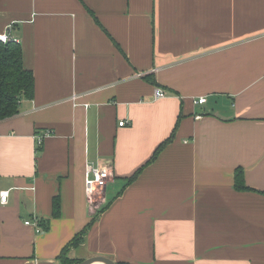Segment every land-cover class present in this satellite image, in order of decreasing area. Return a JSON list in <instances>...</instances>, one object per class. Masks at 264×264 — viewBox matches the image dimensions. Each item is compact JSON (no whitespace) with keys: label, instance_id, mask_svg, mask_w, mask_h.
<instances>
[{"label":"crops","instance_id":"obj_1","mask_svg":"<svg viewBox=\"0 0 264 264\" xmlns=\"http://www.w3.org/2000/svg\"><path fill=\"white\" fill-rule=\"evenodd\" d=\"M9 26L35 90L0 120V264H62L90 223L69 257L264 264V0H0Z\"/></svg>","mask_w":264,"mask_h":264},{"label":"trees","instance_id":"obj_2","mask_svg":"<svg viewBox=\"0 0 264 264\" xmlns=\"http://www.w3.org/2000/svg\"><path fill=\"white\" fill-rule=\"evenodd\" d=\"M35 90V76L31 69L24 65L23 49L20 42L14 39L3 42L0 40V120L17 115L20 112V105L23 99H32ZM172 134L166 139L156 150L153 159L157 157L159 152L173 139ZM137 174L128 178V182H132ZM236 188L243 191H257L246 184L243 170L236 172ZM264 193V191H260ZM60 197H54L53 213L59 216L60 213ZM104 208L100 209V212ZM91 223L81 231L73 240L62 249L60 259L62 264H75L81 259L71 258L68 251L72 247H78L86 237ZM118 264H131L128 262H118Z\"/></svg>","mask_w":264,"mask_h":264},{"label":"built area","instance_id":"obj_3","mask_svg":"<svg viewBox=\"0 0 264 264\" xmlns=\"http://www.w3.org/2000/svg\"><path fill=\"white\" fill-rule=\"evenodd\" d=\"M11 26V25H10ZM7 27V30L3 33H0V40L3 42H7L8 40L14 39L17 42L19 40L16 37H13L10 34L11 27ZM156 98H162L166 96L165 91L162 88H156L155 90ZM76 95L72 96V100L76 99ZM207 101L206 97H200L198 100H195V103H204ZM121 126L125 125V121H120ZM39 139V143H42L43 135L37 136ZM109 180V172L106 169L98 168V167H87V180H86V192L87 197L90 202L91 211L98 212L101 207V203L104 200V189L107 186ZM9 195V191H2L0 193L1 201L3 203L7 202V198ZM29 224V221H27Z\"/></svg>","mask_w":264,"mask_h":264},{"label":"water","instance_id":"obj_4","mask_svg":"<svg viewBox=\"0 0 264 264\" xmlns=\"http://www.w3.org/2000/svg\"><path fill=\"white\" fill-rule=\"evenodd\" d=\"M96 262H102L104 264H118L117 261L104 255H95L84 260H81L75 264H95Z\"/></svg>","mask_w":264,"mask_h":264},{"label":"bare ground","instance_id":"obj_5","mask_svg":"<svg viewBox=\"0 0 264 264\" xmlns=\"http://www.w3.org/2000/svg\"><path fill=\"white\" fill-rule=\"evenodd\" d=\"M95 264H104V263H102V262H96Z\"/></svg>","mask_w":264,"mask_h":264}]
</instances>
